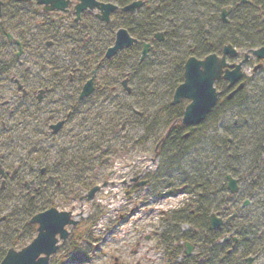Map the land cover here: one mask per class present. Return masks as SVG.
Returning a JSON list of instances; mask_svg holds the SVG:
<instances>
[{"label": "flooded vegetation", "instance_id": "flooded-vegetation-1", "mask_svg": "<svg viewBox=\"0 0 264 264\" xmlns=\"http://www.w3.org/2000/svg\"><path fill=\"white\" fill-rule=\"evenodd\" d=\"M96 1L102 4H110L117 8L111 13L110 22L107 23L108 25H111L114 20L121 19H134L138 21L143 18L144 15L160 12L161 9L167 12L165 8L169 7V3H171V1L177 2V0ZM190 1L181 0L177 3L181 5V10L183 12L184 10L192 12L195 7L199 6L198 4L200 1ZM136 4L138 7L135 8L134 12L124 11V9ZM254 4L259 5L257 9H259L260 12L261 9H264V1L260 3V0H210V2L206 4V8H204L209 14L203 23L206 24L207 21H212V17L216 14L219 19L217 23L221 24V28L227 26L231 28L235 25L233 23V16L237 13V9L245 6H253ZM77 5L78 2L72 0L68 8L63 12H46L45 7L39 5L36 0H0V197H2V194L9 192L8 197H2L4 204L9 205L10 203L18 202L29 204V207L19 211L21 214L24 213V217L20 214V218L23 219L24 223L28 220L27 223L29 222V224L34 227L36 237L38 235L39 225L31 223L35 216L52 209H56L59 212H71L72 219L77 221L78 224L76 226L66 227L69 236L66 241L60 240L59 242L60 249L63 246L64 249H68L69 251H79L81 248L79 243L88 237L92 223H94L92 227L95 229V224L101 221L103 217L101 214L100 219L96 217V220L90 221L89 218H85L82 214L75 213L77 209L75 203L79 204V207L83 209L86 203L89 202L85 197L92 188L101 187V192L103 189L109 187L116 188L118 183H120L119 186L122 189H126L124 195L129 197L130 200H133L135 194H139V190L144 187H150L152 190L155 188V191L151 194L155 195L157 199L162 198L161 195L164 194V192H161V189L162 191L168 189V187L162 188L161 186V184L164 185L168 180L163 181V183L159 182L160 180L156 181L152 179L160 169L161 162L156 166L155 170H152V167L149 166V168L141 173L134 167H131L129 170L125 169L121 171L122 168L119 166L111 165L113 137L109 138L110 142H105L106 138L103 136L105 133V109L107 104L105 73L102 74V76L105 77H102L99 75L98 71L93 70L91 74L86 75L81 68L75 67L76 65L73 58L71 62H58L57 53L56 55L40 58L42 61H40L38 68L27 67L26 62L23 61V55L26 50L30 51L31 54L36 53L39 56L42 49H46L47 52H50L52 50H57L59 47L57 45V40L54 38L55 40H46L47 42H44V47L41 46L38 50L29 48L25 41V35L30 28L36 29L45 25L55 24L56 26L60 25L59 27H61L62 30L65 29L68 32V29L75 25H79L78 28L82 29L81 31H84V34L86 33L89 35H86L88 36L87 42L92 40L93 36L91 33L95 32L94 28L99 24H104L100 19L102 12L98 9L94 11L88 9L78 16L75 10ZM198 10L199 9H196V11ZM223 15L225 16L224 18ZM168 17L169 16H166L162 19L164 20V26L161 27L163 29L161 30L160 28L159 31L153 35L152 42L144 41L143 45H154V43H159L160 38H157V35L160 34L163 35L162 41L164 42L165 37H167V25L170 23V18ZM42 18H44V20H42ZM194 19L197 20L196 18ZM213 25L214 24H212V26L206 25L208 28L205 31V36L203 37V41H201L202 43L210 45L218 43L215 36L209 37L211 33H213L210 32V28H212ZM263 25L264 16H262L258 26L260 33L263 31ZM115 26L121 29L117 21L115 22ZM194 39L196 40H194V42L198 43V37L195 36ZM82 41H84V39H82ZM257 41L258 43H262L260 47L264 45V42ZM152 48L151 46L150 52ZM250 50L251 49L247 50V54H250ZM121 53L122 52L118 55ZM142 54L143 49L140 53V60ZM213 54H222L223 56L224 51L223 53L213 52L205 54L204 57L201 58L203 59ZM244 58H246V55ZM252 58L256 61L257 67L259 66V70H264V59H259L257 56L249 57L245 64H249ZM104 59L107 61L106 53ZM59 60H62V57L59 56ZM227 60L230 63H235V61H231L229 58ZM92 77H94L93 92L84 99H81L84 86ZM242 81L245 82V79ZM218 83H221L223 89H225V91H220L221 99L224 98L225 94L228 95L236 90L239 84L237 83L230 88L229 83L223 78H221ZM183 102L185 104L188 103L186 101ZM135 113L139 114L136 111ZM98 115L102 116L100 119L101 121H98ZM131 123H129V121L122 123L119 130L120 132L116 134L114 140H122V134H124L125 139H127L125 132L128 125ZM99 136L103 137L100 145L94 143V140L98 139ZM25 137L35 138L36 143L33 144L35 146L34 148L27 147L30 146L32 142L30 140L25 141ZM151 140L154 141L153 138H151ZM162 142L163 140L158 143L159 147ZM74 151L79 155V160L77 162H75L76 160L73 156ZM158 161H162L160 156L155 159L153 158L152 164ZM91 176H94V180L91 179L92 181L90 180ZM229 177L232 176L227 175V190ZM118 179H120V181L117 183L116 180ZM142 182H146V186H140ZM168 183V186L177 189L175 191L178 193L184 192L185 195L187 194L188 196H186L189 201L192 199L191 196L195 197V193H187L185 191L188 186L179 187L181 183L176 186L175 180H173V183L169 181ZM105 184L107 185L104 186ZM238 185L240 190L242 184H240L239 181ZM237 194H239V192ZM117 196L118 194H116L115 198H117ZM112 198H114V196H112ZM195 198L196 201L197 196ZM248 199L249 198H244L245 201L243 205H241L243 199H239L235 205H233L234 208L230 209L228 206L229 208L224 211L211 213L208 219V231H221L222 237H224L223 240L226 237L230 238L233 236L235 233L227 227L234 219L236 210H244L253 205V201ZM58 200H62L68 205L72 204L71 208L61 209L58 205ZM158 201L165 202V199ZM237 206H239V209H236ZM186 208L187 207H184L180 210L179 218L174 216L169 218L168 221L173 222L175 220L172 225H175L176 228L183 214L181 212H184ZM134 210L138 212L139 209ZM2 212L4 213L6 211H0V214ZM191 213L190 219L196 221V209L194 208ZM214 214H216L218 219L222 220L223 224L219 228L211 229L210 220ZM11 215V213L5 214L0 218V225H7L3 229L5 234L3 235L2 232V235L13 244L9 246L7 253L9 250L15 249L13 248L15 246V239L10 238L9 235L15 231L14 236L16 237V233L19 231L16 229L18 224L15 225ZM108 215L111 214L108 213ZM153 215L154 212L150 211L149 216L151 217L149 222L152 224L147 225L149 230L145 229L142 232L146 243L152 246L153 244L151 242L153 240L157 241V244L153 245L149 252H165L168 250L167 256L169 264H172V262H174L173 264H183L186 260H191V262H194L193 264H205L208 254H203L201 244L194 239L188 241L186 239L189 238L187 236L188 234L178 237V229L173 230L176 235L171 241L175 247H177V245L180 246V244L182 245L180 246L182 247L180 253L175 251L177 248L173 247V245L168 246L169 240H165L161 235L168 222L165 219L161 224H153ZM231 217L233 218L229 220ZM124 219L125 216H118L114 221H110L111 224L108 226L109 233H107V235L114 234L115 231L118 232L119 226ZM184 222L185 225L188 224L189 230L192 224L188 221ZM26 224H22L20 227H26ZM168 225L170 224L168 223ZM178 228L180 229L181 225ZM195 232H197V235L201 234L200 230ZM168 233L169 231L166 230V233L163 235L166 236ZM22 234L23 232L20 231L17 237L19 238V235L21 236ZM159 234L160 236H158ZM110 237L113 238V236ZM100 239L101 238H99V240ZM230 242L231 239L226 243ZM220 243H223V241H218V244ZM186 244H190L192 247L190 255L187 254L185 248ZM136 246L141 249L143 244L137 242ZM24 248L22 247V249ZM139 253L140 250H135L132 252V256L138 257ZM75 261L82 264L90 263V260L83 259V257ZM115 264H120L118 258L115 259ZM136 264L144 263L140 260L136 262Z\"/></svg>", "mask_w": 264, "mask_h": 264}, {"label": "trees", "instance_id": "trees-1", "mask_svg": "<svg viewBox=\"0 0 264 264\" xmlns=\"http://www.w3.org/2000/svg\"><path fill=\"white\" fill-rule=\"evenodd\" d=\"M199 1V6L194 8L195 13L196 9L204 11L206 4L210 2V0ZM260 1L262 2V0ZM258 7L259 5L254 4L253 6L238 8L237 13L233 16V23L235 24L233 27L227 26L217 32L213 31L214 36L218 40V43L213 44V46L210 44L208 46L201 42L204 35L196 33L198 28L195 29L197 25L193 22L190 23L193 31L190 26H184L183 29L187 30L186 35L173 32L174 27H171L172 30L167 34L164 42L154 43L148 58L143 62L140 61L139 54L142 51L143 42H152L153 35L164 26V20L162 19L169 16V13L163 9L160 12L146 14L138 21L134 19H121L114 20L111 25H97L102 26L106 30H114V28L118 29L115 26V22L117 21L120 28H125L134 38L139 40V44L110 61H105L104 51L106 47L108 49L112 45L105 46L104 42H99V45L103 43V47L99 46V48H95L96 53H94L90 42L85 43L82 41L84 35L88 34H84V31L78 28L79 25L68 29L67 32L65 29L62 30L59 27L60 25L49 24L36 29L30 28L25 35V41L29 48L38 50L45 40L55 38L60 48L64 46L71 52L76 50L78 58L75 60V56L72 55L75 67L81 68L86 75L96 70L102 76L104 73L106 75V71H108L107 76L112 81L108 79V83H106L107 95L114 97L111 100L106 98L107 103L110 105L105 109V133L103 134L106 138L105 142H109V138L115 137L119 132L120 124L122 125V123H126L127 121L129 123L140 124L144 130L146 140L153 138L157 142L156 144L163 140L159 147V156L162 160L161 167L152 179L156 181L160 180L159 182L168 180L170 183H173V180H175L181 183L179 187L188 186L185 190L187 193H195L197 195V200L195 201L194 199L196 221L190 219L191 211L186 212L187 217L184 219L191 223L194 228L200 230L201 234L197 235V232L195 234H188L187 236L190 239H186L188 241L194 239L201 244L203 254H208L205 264H246L247 258L256 257L264 253V99L262 96L259 98V95L255 98L259 101L258 104L263 107L261 113L253 112L249 114L243 110L246 107L248 108L254 100L253 95L251 96L253 100H250L249 97H245L247 93L244 94L247 86L252 83V80L247 78L245 89L230 101L225 98L223 102L224 106H221L219 102L207 117L205 123L199 127L183 126L181 119L186 104L182 102L178 106H172L171 101L176 88L184 81V66L186 61L192 55L201 57V50L200 52L198 51L199 48L203 49V47H207L208 51L204 49L205 54L213 52L221 53L226 46L224 40L227 39L228 42L235 44L233 45L234 47L236 46L245 50L259 47L257 45L259 43L255 39L259 38L257 30L262 16H264V9H261L260 12L257 9ZM181 9L180 5L179 11H182ZM184 12L188 15L192 14L190 11L184 10ZM171 17L168 18L171 19ZM204 17L206 20L207 15ZM193 20L196 21L195 19ZM190 31L195 32V36L198 37V43H195L193 46L188 45ZM31 33L34 36L30 39L28 35H31ZM106 34V37H108L109 32L107 31ZM37 38L41 40V43ZM242 39L245 42L239 43L238 41ZM35 41L39 44L37 45ZM192 49L197 50H195V53H192ZM152 55H156L155 58H160V61L163 60L162 63L150 64L149 57ZM114 65L117 66V69ZM155 68L162 71V74L158 75V79L154 78L152 80L148 76L151 69L154 71ZM111 69L115 72V77H113L115 82L109 76ZM127 74L131 78L130 84L136 85V89L132 87L133 92L130 95H127L123 91L121 84H119V80L121 78L124 80ZM217 85H221V83ZM160 86H163L162 91L159 90ZM251 87L252 93H255L258 87ZM149 88H154V91ZM164 98L168 101L165 105L161 104ZM130 100L132 101L128 102ZM138 100L141 101L139 102ZM151 102H155V107H158L153 112V107L150 106ZM232 106L242 111L243 118L248 119L250 117L249 119H252V124L244 128L242 123L246 124L247 121H243L242 123L237 121L238 124L235 125L236 131L230 134L232 138L225 136L221 140L219 138L222 134L210 135L205 132L208 130V128H205L207 125L212 122L213 126L218 122L219 117L217 116L226 113L232 109ZM219 109L220 113L218 112ZM135 111L139 114L135 113ZM101 118L102 116L98 115V121H101ZM238 118H241V116H238ZM237 122L235 121V124ZM160 127L165 129L164 134L161 136L155 134L151 136V133L157 132ZM102 138L99 136L98 139L94 140V143L100 145ZM193 152L195 153L192 154L193 160L189 162L190 165L182 164L185 163L183 160ZM75 160L77 162L79 156L76 155ZM227 175L236 178L242 184L239 194L232 195L228 192L226 185ZM247 196L254 200L253 205L249 210H236L234 219L227 227L235 233L231 242L223 245L218 244V241L222 238V232L208 231V219L211 213L221 212L229 207L232 209L239 199L247 198ZM236 209H239V206ZM26 228L28 232L34 231V227L29 222L26 224ZM175 235L174 231L168 233L166 236L163 235L165 240L170 241H168V246L174 245L171 240ZM10 245H13L12 242L6 240L1 235L0 263L6 256ZM72 251L78 252V250ZM176 252L180 253L178 250ZM193 263L191 260L183 262V264Z\"/></svg>", "mask_w": 264, "mask_h": 264}, {"label": "rangeland", "instance_id": "rangeland-1", "mask_svg": "<svg viewBox=\"0 0 264 264\" xmlns=\"http://www.w3.org/2000/svg\"><path fill=\"white\" fill-rule=\"evenodd\" d=\"M180 1L181 0H177V2H180ZM263 1L264 0H262V2ZM177 2L171 1V3H169V7L165 8V10H167V13H169L168 14L169 17L172 16L170 19V23L167 25V34L172 30L171 27H174V29L172 30L173 32H177L180 35H186L187 30L183 29L184 26H190V23L193 22L195 23V25H197L195 29L198 28V31H196V33L203 34L205 36V31L207 30L208 27L207 26L205 27V25L207 24L203 23V21H205L204 16L208 15L209 13H207L205 10L204 11L199 10V11H196L195 13L193 10L191 15H188L185 12H183L184 14L183 15L182 11H179L180 5ZM214 17H212L213 18L212 21L218 22L219 21L218 15L214 14ZM194 18H196L197 20L194 21L193 20ZM42 20H44V18H42ZM162 29L163 28H161V30ZM262 29L263 31L261 33L259 32V29L257 30V33L259 34L258 36L259 38H256L255 41L259 40L261 42H264V25ZM94 30L95 32L91 33L93 36L92 41H90V46H92L94 53H96L95 48H99V46L103 47V43L102 44L100 43L99 45L98 44L99 42H104L105 46L114 45L115 39H116V32L118 30L117 28L116 29L114 28V30L112 29L106 30L102 26H97L94 28ZM191 30L193 31L192 28ZM218 30H221V24L219 23L214 24L213 27L210 28V32H213V31L217 32ZM107 31L109 32L108 37H106ZM192 31H190L188 35V39H190L188 40V45L190 46L195 45V42L193 41L195 39L193 38V36H195L196 33ZM33 36L34 35H32L31 33L29 38L31 39ZM88 36L84 35L83 39L85 43L87 42ZM38 41H40L41 43V40L38 39ZM244 41L245 40L242 39L241 41H239V43H242ZM36 44L38 45L39 43L36 42ZM257 45H259L260 47L262 43H259ZM41 46L44 47V44ZM236 48L239 50L240 57L237 60L233 59V61H235V63H238L240 61L242 62L245 61L244 54L246 53V50L239 48V47H236ZM204 49L207 50V47H203V49H200V48L198 49L199 52L201 50L202 57H204V55H202V53L205 52ZM56 53L58 55H56ZM50 55L51 56L56 55L58 58V62L63 61L65 63H67L68 61L71 62L72 55L75 56V60L78 58L76 50L71 52L66 47L63 46L62 48L59 47L57 48V50H52L50 52H47L46 49L45 50L42 49L39 56L36 53L31 54L30 51L26 50L23 55V61L26 62L27 67L30 66L32 68H38L40 61H42L40 60V58H43L44 56H50ZM59 56L62 57V60H59ZM155 57L156 55H152L151 57H149L150 64L162 63L163 60L160 61V58H155ZM256 65H257L256 61H254L252 58V61L249 62V64H244L243 66L244 67L243 70L246 76H248V78L252 80L251 81L252 83L250 82L251 85L249 84L246 88V91L244 92V94L247 93L245 97L246 96L249 97L250 100H253L251 96L252 95L254 96L253 103H251L248 106V108L246 107L243 109L245 112H248L249 114H252L253 112L261 113V111L263 110L262 109L263 107L258 104L259 101H257L255 98H257V96L259 95L258 96L259 98L262 96L264 99V83H263L264 82V70H261L259 72L257 71L254 73V68ZM114 66L117 69V66L116 65ZM261 73L263 74L260 75ZM107 74H108V71H106V76ZM161 74H162V71H159L157 68H155L154 71L153 69H151L148 77H151L150 79L154 80V78L158 79V75H161ZM109 76L112 79L113 77H115V72L112 69L110 70ZM102 77H105V76H102ZM108 79L111 80L110 78H108V76L107 78L105 77V84L108 83ZM121 81H123V78L119 80V84H121ZM131 86L136 89L135 84L131 83ZM221 86L223 85L219 86V90L223 91L224 89ZM251 86L258 87L255 90V93H252L253 91H252ZM149 89L154 91V88H149ZM159 90L162 91L163 86H160ZM106 97L111 100V98L114 96L107 95ZM147 100L145 101L147 102ZM131 101L132 100L128 102H131ZM138 101L140 102L141 100H138ZM224 101H225V98L220 100L221 106H224L223 104ZM161 102H162L161 104L165 105L167 104L168 101L167 99L164 98V101H161ZM153 103L151 102L150 104V106L153 107L152 112L158 108V107L157 108L155 107V102ZM106 108H108V103L106 104ZM218 112L220 113V109ZM238 116L239 117L241 116V118H238ZM217 117H219L218 122H216L213 126H212V122L211 124L207 125L205 128H208V130L205 132L209 133L210 135L222 134V136H220L219 138L220 140L223 139V137L225 136H228V137L230 136V138H232L230 134L236 131L235 125H237L238 122L242 123L243 121H247L246 124L242 123V126H244V128L252 124V119H249L250 117L248 119H246L245 117L243 118L242 111H239L237 108L233 106H232V109H230L226 113L219 114ZM235 121L236 122L238 121V122L235 124ZM242 126L240 125V127ZM120 127H121V124L119 126V130H120ZM164 132H165V129L160 127L157 132L155 133L152 132L151 136H154V134L161 136L164 134ZM125 133L127 135V139H125L124 134H122V137H123L122 140H114V137H113V141H112L113 150H112L111 165L119 166L120 168H122L121 171L125 169L129 170L131 169V167H134L135 169H137L139 173H141L145 169L149 168V166L152 167V170H155L156 166L160 162H162V161H158L155 164H152V159L154 158V153H155L154 151L156 147V141L155 140L153 141L151 139L146 140L144 136L145 133H144L143 128L141 127L140 124H137V123L129 124ZM24 140L25 141L30 140L32 142L30 146H27L28 148L35 147L33 145L36 143L34 137L32 138L25 137ZM75 147L77 148L76 145ZM195 152L189 154L188 157L183 160V162L185 163H182V164L190 165L189 162L193 160L192 154H194ZM76 155L79 156L76 153V151H74L73 152L74 158ZM91 179L94 180V176H91L90 180ZM119 181L120 179L116 180L117 183ZM119 185L120 183H118V186L116 188L109 187L107 189H103L99 194H97L96 199L94 201H90L86 203V206H84L83 209L79 207V204L75 203L77 207L76 212H75L76 214L78 213L82 214L83 216H85V218H89L90 221L94 220L96 217L100 219L101 214L103 215V217L101 221L95 224V226H97L95 229L92 228L93 224L90 226L89 235L88 237H86L84 241L79 243L81 248L77 253L73 251H69L68 249H64L62 246L61 249L59 248V251L51 258V264H72L71 262L73 260H80L82 257L83 259L85 258L86 260H90L89 264H115L116 258L119 259L120 264H136V262L140 260L144 264H159V263L169 264L168 256H167V253L169 252L168 250H166L165 252H162V251L149 252L151 247L157 244V241L153 240L151 242L153 244L152 246L145 242L142 232L145 229L149 230L147 225L152 224L149 222L150 217H151L149 216L150 211L154 212L153 220H152L153 224H161L162 221L163 222L165 221V219L170 224V225H168V223L166 224V228L163 229V233L161 235L165 234L166 230H168L170 233L175 229H178L179 231L177 233L178 237L185 235V234L186 235L195 234V231H198L196 228L193 227V225H190L191 228H189L188 230V226H187L188 224L186 225L184 224L185 223L184 221H186L184 218L187 217L186 212L192 211L194 209L195 202L193 201V199H196L195 197L197 195H194L195 197H192L191 201L189 202V206H188V197H187L188 195L186 194L187 196H185L184 192L178 193L177 191H175L177 189L169 187L168 186L169 183L168 181H166L164 185L161 184L162 188L168 187L167 190L162 191L161 189V192H164V194L161 195L162 198L157 199L156 196H153L151 194L154 191V189L152 190V188L150 187H144L139 190L140 191L139 194H135V196L133 197V200H130L129 197H126L124 195L126 189H122ZM178 185L179 183L176 181V186ZM116 194H118L117 198H115ZM8 195H9V192L2 194V197H8ZM112 196H114V198H112ZM2 197H0V211L4 210L6 212L4 213L2 212L0 214V218H2L5 214L7 215L11 213L12 221L15 223V225L18 224L16 229L19 231L16 233V235L18 236V233L20 231L23 232L21 236L19 235V238L17 236L16 237L14 236L15 231L9 235L10 238L15 239L14 241L15 246L13 248L19 251L22 249V247L23 248L26 247L33 241V239L36 238V232L34 231L28 232L26 227H20L22 226V224L25 225L28 220H26L24 223L23 219L20 218L21 213H19V211H21L22 209H25L26 207H29L28 206L29 204L19 203V202L10 203L9 205L4 204ZM247 198H249L251 201L254 202V200L251 197L247 196ZM163 199H165V202L158 201V200H163ZM244 201H245L244 199L241 201V205H243ZM58 205L61 207V209H70L72 204L68 205L66 204V202L62 200H58ZM251 206H249L247 209L249 210ZM184 207H187V208L181 215L182 216L181 220L178 222V227L181 225V228L179 229L178 227L176 228L175 225H172V223L175 220L173 222L168 221V220L171 216L179 218L180 214H177V213H179V211L182 210ZM134 209H139V210L138 212H135ZM108 213H111V216H109ZM23 214L24 213L21 214L22 217H24ZM118 216L120 217L125 216L124 221L119 226L118 232L115 231L114 234L112 233L110 235H107V233H109L108 226L111 224L110 221H112L111 218H113V221H114L115 218ZM147 220H148V223L146 224L145 222ZM6 226L0 225V236L2 235V232H3V235L5 234L3 229ZM110 236H113V238H111ZM158 236H160V234ZM99 238L101 239L99 240ZM137 242H141V244H143L141 249L139 247L137 248L136 246ZM180 246L182 245L180 244ZM180 246L177 245V247H175L173 245V247L177 248L176 250L178 251H181L182 249V247ZM135 250H140L138 257L132 256V252H134ZM79 264H82V263H79ZM254 264H264V253L261 254L259 258L256 259Z\"/></svg>", "mask_w": 264, "mask_h": 264}, {"label": "water", "instance_id": "water-1", "mask_svg": "<svg viewBox=\"0 0 264 264\" xmlns=\"http://www.w3.org/2000/svg\"><path fill=\"white\" fill-rule=\"evenodd\" d=\"M39 5L45 7L46 12H54V11H65L70 2L72 0H36ZM78 5L76 6V14L79 16L82 12L90 9L92 11L98 9L102 12V16H100L101 21L108 23L110 21V15L117 8L110 4H102L97 2L96 0H76ZM138 5L130 6L124 9L125 12H134L135 8ZM1 16V12H0ZM225 16L223 15V18ZM157 38L162 40V36L158 35ZM137 43V40L132 38L127 30L121 29L116 34V39L114 45L109 48L106 52V59L110 60L120 52L131 48ZM150 49V45H146L143 51L142 59L146 58ZM251 53L254 56H257L259 59H264V47L259 50H253ZM227 55L231 56V58H236L238 56V52L232 47L228 46L224 49V56L219 58L217 55H211L207 57L204 61H199L195 58H191L187 61L184 67V83L181 84L175 91L173 97V105H178L183 100H190L191 103L186 107L184 116L182 119V124L187 127L199 126L203 123L207 116L211 113V111L216 106L219 93L215 89V83L223 77L226 81L229 82V87H233L237 84L243 77L242 66L249 58L246 55V60L239 65H230L228 64L226 57ZM209 65V66H220L218 73L213 75L212 77L203 76L196 82L194 86L189 85V75L192 69L197 68L198 66ZM233 68V69H231ZM231 69V70H230ZM201 72L204 71L203 67L200 68ZM95 74V73H94ZM93 82L94 78L89 80L84 86L83 92L81 94V99L89 96L93 92ZM124 87L131 92V90L127 87L128 81L123 82ZM243 84H241L238 90L243 88ZM197 97L193 98V95ZM232 97V96H231ZM229 185L228 189L232 194L238 192V182L231 177L228 178ZM105 184L104 186H106ZM146 185L145 182L140 183V186ZM101 187H94L90 190L88 195L85 197L86 200L92 201L96 194L100 192ZM82 216V215H80ZM56 220L57 223L54 227L51 226V222ZM211 229H216L222 226V220L218 219L216 216L211 217ZM32 224H38V235L33 240L31 244L20 251H16L15 249L9 250L4 260L1 264H7L8 258L11 256L19 255L21 251H27L31 248L38 239L41 237L42 229L44 230V235L47 238V243L44 244L42 250L39 251V255L34 259L33 264H50L51 257L54 256L59 250V242L60 240L66 241L69 232L66 230L68 226H76L78 224L77 221L72 219L71 212H59L56 209L49 210L43 214L35 216L31 221ZM49 224L50 227L45 229L44 225ZM187 254L190 255L192 251V247L190 245H186ZM252 259H249V264H252Z\"/></svg>", "mask_w": 264, "mask_h": 264}, {"label": "snow or ice", "instance_id": "snow-or-ice-1", "mask_svg": "<svg viewBox=\"0 0 264 264\" xmlns=\"http://www.w3.org/2000/svg\"><path fill=\"white\" fill-rule=\"evenodd\" d=\"M203 67L204 71L201 72L200 68ZM220 66H209L203 65L198 66L195 69H192L189 75V85L194 86L198 80H200L203 76L212 77L216 73H218ZM193 98L196 99L197 97L195 94ZM57 221L53 220L51 222V226L54 227ZM49 224H45L44 228H49ZM47 243V238L44 235V230L42 229L41 237L36 241V243L29 248L27 251H21L19 255L11 256L8 258L7 264H33L34 259L39 255V251L42 250L44 244ZM72 264H79L78 261L73 260Z\"/></svg>", "mask_w": 264, "mask_h": 264}, {"label": "bare ground", "instance_id": "bare-ground-1", "mask_svg": "<svg viewBox=\"0 0 264 264\" xmlns=\"http://www.w3.org/2000/svg\"><path fill=\"white\" fill-rule=\"evenodd\" d=\"M206 24H207V26H212V24H217V22H214V21H207ZM213 36H214V34L211 33V35H210L209 37L211 38V37H213ZM224 41H225V42H224ZM224 41H223V42L226 43V45H232V46L235 45V44H233V43L228 42V39H227V40H224ZM235 47H236V46H235ZM237 52H238V55H240V54H239V50H238ZM239 93H240V92H239Z\"/></svg>", "mask_w": 264, "mask_h": 264}]
</instances>
